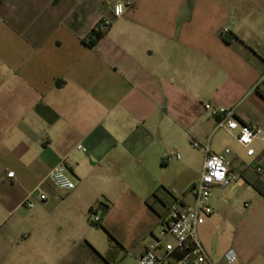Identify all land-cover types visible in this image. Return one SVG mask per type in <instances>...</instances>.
I'll list each match as a JSON object with an SVG mask.
<instances>
[{
  "label": "crops",
  "instance_id": "obj_1",
  "mask_svg": "<svg viewBox=\"0 0 264 264\" xmlns=\"http://www.w3.org/2000/svg\"><path fill=\"white\" fill-rule=\"evenodd\" d=\"M117 2L125 15L89 47ZM262 92L264 0H0V264H138L168 206L193 202V137L244 180L213 189L201 242L218 264L229 250L264 264V144L248 156L225 131L232 142L214 145L205 108L264 131ZM62 160L72 191L46 179ZM37 187L48 199L23 206Z\"/></svg>",
  "mask_w": 264,
  "mask_h": 264
},
{
  "label": "built area",
  "instance_id": "obj_2",
  "mask_svg": "<svg viewBox=\"0 0 264 264\" xmlns=\"http://www.w3.org/2000/svg\"><path fill=\"white\" fill-rule=\"evenodd\" d=\"M126 11L125 3H115L111 10V18H101L94 28L102 31L108 29L115 20L122 18ZM222 33L226 35L229 30L226 28ZM205 108L217 118L216 131H226L246 150L248 156L256 155L254 143L260 141L264 144V131L261 127L240 121L236 117L234 108L215 107L209 103L205 105ZM191 145L204 153L201 177L190 187L193 202L183 203L180 199H176L168 206L166 214L162 217L161 235L146 245L138 259V264H218L212 260L201 242L198 235L199 228L214 213L213 189L216 186L227 187L233 182L243 184L244 180L232 172L229 161L212 150L210 138L207 141H201L193 137ZM82 147L81 144L78 145V148ZM256 171L263 173L264 169L262 166H256ZM7 176L14 177V172H8ZM46 179L64 191H72L76 187V182L65 160L54 166ZM34 193L38 194L42 202L48 199L40 187H37L24 199L23 206L28 208L35 206L32 200ZM91 221H101L94 210L91 212ZM225 258L228 264H232L236 261V253L229 250Z\"/></svg>",
  "mask_w": 264,
  "mask_h": 264
},
{
  "label": "trees",
  "instance_id": "obj_3",
  "mask_svg": "<svg viewBox=\"0 0 264 264\" xmlns=\"http://www.w3.org/2000/svg\"><path fill=\"white\" fill-rule=\"evenodd\" d=\"M107 30V29H106ZM106 30L102 31V30H96L95 28L92 29V31L90 32V34L88 35V40H87V45L89 47H94L96 45V43L105 35L106 33ZM224 37V40L227 42V43H230L231 40H233L234 38L232 37H229L231 35H223ZM262 95L264 96V92H262ZM160 189H165L164 187H161ZM159 189V190H160ZM158 192H154V194L152 195V197H154L155 199H157L159 202L163 203L166 205V202L164 201V199H162L161 197L158 196L157 194ZM264 195V194H263ZM101 209H102V212L103 213H106L109 209V206L108 205H101L100 206ZM161 215V214H160ZM92 225L96 226V227H99V228H104V226L102 225L101 222H91ZM111 239L117 243V241L110 235Z\"/></svg>",
  "mask_w": 264,
  "mask_h": 264
},
{
  "label": "rangeland",
  "instance_id": "obj_4",
  "mask_svg": "<svg viewBox=\"0 0 264 264\" xmlns=\"http://www.w3.org/2000/svg\"><path fill=\"white\" fill-rule=\"evenodd\" d=\"M230 142H232V139H231V137L224 130H218L216 132L214 138H213L214 145H218V146H221V147H224V146L229 145ZM254 144L257 145V146L260 145V143L258 141H256ZM198 150L199 149H197V152L194 153L193 155H194V158L195 159H198V162H199V160H201V158H202V153L200 151H198ZM177 172H179L178 169H177ZM167 177L168 178H171V179L174 178V168L173 169L169 168L167 170ZM222 247H223V249L226 248L227 247V243L224 246H222ZM222 247L220 248V250L222 249ZM127 264H137V263H136L135 259H129L128 262H127Z\"/></svg>",
  "mask_w": 264,
  "mask_h": 264
}]
</instances>
